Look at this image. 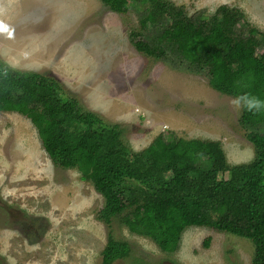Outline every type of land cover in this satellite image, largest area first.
Segmentation results:
<instances>
[{
	"label": "rangeland",
	"instance_id": "374dc122",
	"mask_svg": "<svg viewBox=\"0 0 264 264\" xmlns=\"http://www.w3.org/2000/svg\"><path fill=\"white\" fill-rule=\"evenodd\" d=\"M7 1L0 59L59 79L82 108L120 125L134 151L163 133L220 140L231 164L253 160L235 98L212 88L205 75L138 51L130 36L139 27L133 9L118 13L100 0ZM172 1L191 16L212 15L223 4L239 7L264 31V0ZM103 205L78 169L53 162L28 118L0 112V264H103L109 234L97 216ZM111 230L132 246L130 256L113 264H252L250 241L210 227L186 228L174 253L117 221Z\"/></svg>",
	"mask_w": 264,
	"mask_h": 264
},
{
	"label": "trees",
	"instance_id": "16d2710c",
	"mask_svg": "<svg viewBox=\"0 0 264 264\" xmlns=\"http://www.w3.org/2000/svg\"><path fill=\"white\" fill-rule=\"evenodd\" d=\"M100 1L115 12L139 15V27L130 33L138 51L205 75L222 94L264 101V31L239 7L223 4L212 15L191 16L172 0ZM65 93L56 77L0 59V112L28 118L53 162L78 169L103 196L97 214L109 228L103 264L132 252L127 240L113 236L115 221L167 253L178 249L186 228L210 227L250 241L252 264H264V110L241 108L240 124L255 156L231 164L220 140L160 133L134 151L120 125L104 122Z\"/></svg>",
	"mask_w": 264,
	"mask_h": 264
},
{
	"label": "clouds",
	"instance_id": "9594fccd",
	"mask_svg": "<svg viewBox=\"0 0 264 264\" xmlns=\"http://www.w3.org/2000/svg\"><path fill=\"white\" fill-rule=\"evenodd\" d=\"M231 105L236 110L243 108L244 110L253 112L254 114L264 110V101L248 94L237 96L231 101Z\"/></svg>",
	"mask_w": 264,
	"mask_h": 264
},
{
	"label": "crops",
	"instance_id": "0c3cea01",
	"mask_svg": "<svg viewBox=\"0 0 264 264\" xmlns=\"http://www.w3.org/2000/svg\"><path fill=\"white\" fill-rule=\"evenodd\" d=\"M10 3V1L4 0L0 2V11H4L6 8V4ZM4 5V6H3Z\"/></svg>",
	"mask_w": 264,
	"mask_h": 264
},
{
	"label": "snow or ice",
	"instance_id": "6c2138e0",
	"mask_svg": "<svg viewBox=\"0 0 264 264\" xmlns=\"http://www.w3.org/2000/svg\"><path fill=\"white\" fill-rule=\"evenodd\" d=\"M0 31H6V28L3 25H0Z\"/></svg>",
	"mask_w": 264,
	"mask_h": 264
}]
</instances>
